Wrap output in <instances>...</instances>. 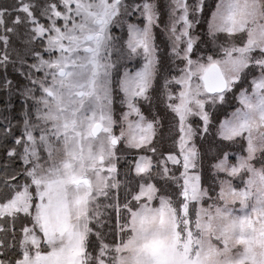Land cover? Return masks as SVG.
Listing matches in <instances>:
<instances>
[{"label": "snow or ice", "instance_id": "1", "mask_svg": "<svg viewBox=\"0 0 264 264\" xmlns=\"http://www.w3.org/2000/svg\"><path fill=\"white\" fill-rule=\"evenodd\" d=\"M4 97L0 264H264V0H0Z\"/></svg>", "mask_w": 264, "mask_h": 264}, {"label": "rangeland", "instance_id": "2", "mask_svg": "<svg viewBox=\"0 0 264 264\" xmlns=\"http://www.w3.org/2000/svg\"><path fill=\"white\" fill-rule=\"evenodd\" d=\"M4 3H11V0H3ZM117 32H119V30H117ZM160 44H161V47L163 48L164 47V43H163V37H160ZM0 99H6V97L4 98H0ZM231 110V108L229 109ZM220 118L222 119L223 118V114L220 115ZM233 155H235V153H233Z\"/></svg>", "mask_w": 264, "mask_h": 264}, {"label": "trees", "instance_id": "3", "mask_svg": "<svg viewBox=\"0 0 264 264\" xmlns=\"http://www.w3.org/2000/svg\"><path fill=\"white\" fill-rule=\"evenodd\" d=\"M18 106V105H17Z\"/></svg>", "mask_w": 264, "mask_h": 264}]
</instances>
